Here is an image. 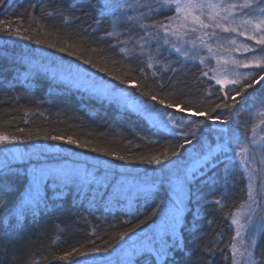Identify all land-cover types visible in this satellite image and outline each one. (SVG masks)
Segmentation results:
<instances>
[{"label":"trees","instance_id":"trees-1","mask_svg":"<svg viewBox=\"0 0 264 264\" xmlns=\"http://www.w3.org/2000/svg\"><path fill=\"white\" fill-rule=\"evenodd\" d=\"M57 8L66 10L73 19L65 22L62 16L56 15ZM49 11L53 12L50 17L46 15ZM29 14L37 18L33 26L38 23L42 27H38L35 34H25L50 40L57 47L0 35V132L18 137L15 143L0 145V151L8 146L26 153L35 150L32 154L39 158L36 164L44 161H95L113 172L115 178L128 177L142 186L151 183L157 186L154 195L145 201L137 200L135 193L115 195L111 184H83L76 178L50 173L41 184L42 190H39L43 199L40 211L35 216L29 214L19 231L0 227V238L11 242L15 249L12 259L17 264H68L57 257L73 252V249L88 252L94 246L102 248L110 245L108 252L99 255L76 256L73 252L69 260L72 264H80L90 257L113 254L122 242L117 243L118 233L135 227L152 209H156L157 214L136 228L135 232H130L128 237L140 235L159 221L170 199V166L167 162L164 166L140 163L135 158L161 154L169 147L173 137L168 130L149 124L144 117L117 101L99 98L54 80L31 61L81 64L115 86L127 88L133 95L153 104L149 96L157 95L158 99H165L166 102H181L182 107L195 108L205 99L210 82L197 79L203 67L199 62H189V67L180 72V79H185L188 85L181 86L184 95L178 100L171 95L165 96L156 84L157 78L152 77V72L158 70L159 65L148 69L139 60L125 59L117 54V49L109 47L114 41L106 38L104 33L111 30L110 17L101 13L98 0H3L0 3V20L12 28L20 27L21 21L23 27H28ZM170 14L164 11L160 16ZM98 20L99 28L96 25ZM65 41L68 51L61 52L58 49L65 46ZM247 43L254 44L253 41ZM101 49L104 51L101 52ZM69 52L76 55H69ZM79 56L91 59L97 66L84 63L83 59H78ZM165 57L175 60L176 54L165 51L161 59ZM113 60L116 62L113 63ZM140 68H144V73L140 72ZM170 75L168 73L165 80ZM116 77L131 80L135 86L122 84ZM211 83L214 84V81ZM262 84L264 81L249 90V99L243 106L238 105L235 115L230 118L231 131L242 138L246 129L250 137L251 125L259 123L257 106L264 101ZM141 92H147L149 96H141ZM218 96L219 93L213 90V95L207 99L218 102ZM156 106L160 107L159 104ZM260 127L264 128V125ZM20 128L26 131L21 133L18 131ZM29 131L41 138L29 139ZM45 134L70 136L81 143L87 142L88 146L81 148L63 140H44L42 137ZM201 136L209 141L217 138L207 128ZM92 148L113 151L129 159L121 161L103 152L92 151ZM26 164L14 161L8 165L15 173L8 177L14 187L10 192L0 194V203L4 205L0 207V217L5 216L26 193L31 179L25 170ZM229 167L233 179L227 184L221 179L224 163H220L213 170L215 183L205 185L197 182L192 185L194 195L191 202L185 199L182 228L176 233L178 238L182 234L183 250L175 251L168 264H229L216 248H223L234 235L228 213L235 212L239 204L247 199V178L239 160L230 161ZM0 170H4L3 166ZM127 170H134V173L131 175ZM201 197L209 202L220 199L221 206L210 205L206 213H201L197 206ZM258 237L257 245H264V233H259ZM6 251L0 245V260L4 259ZM136 264H154V261L140 257Z\"/></svg>","mask_w":264,"mask_h":264},{"label":"snow or ice","instance_id":"snow-or-ice-1","mask_svg":"<svg viewBox=\"0 0 264 264\" xmlns=\"http://www.w3.org/2000/svg\"><path fill=\"white\" fill-rule=\"evenodd\" d=\"M2 2L3 0H0V3ZM98 4L101 13L110 17L111 30L104 33L106 38L114 41L109 47L117 49V54L125 59L139 60L146 64L148 69L159 65L158 70L152 72V77L157 78L156 84L165 96L171 95L178 100L184 95L181 86L188 85L185 79H180V72L189 67V62L198 61L203 67L200 68V76L197 79H207L210 82L205 99L195 108L182 107L181 102H166L165 99H158L157 95L149 96L147 92H141V96H149L154 102L153 105L150 106L147 101H136L157 127H163L171 133L173 141L161 154L136 157L135 161L161 166L167 162L170 166L168 183L172 196L169 213L158 229L159 240L153 237L142 248H134L125 264H136L140 257H148L154 264H168L175 251L183 250L182 234L178 238L176 233L182 228L185 199L191 202L194 195L192 185L197 182L205 185L215 183L213 170L220 163H224L221 179L227 184L233 179L229 162L235 158L248 169L247 199L239 204L235 212L228 213L230 227L234 226V235L223 248L217 247L216 250L223 254L229 264H264V245L258 246L256 240L257 233H264V203L257 200V196L264 200V194L256 191L254 169L249 167L250 163H254L257 153L260 154V163L264 164V145L257 147L260 141L264 140V128L260 127L264 125V101L257 106L260 119L259 123L251 125L250 137L247 136V129L242 138L230 128V118L235 115L237 106H243L251 96L249 90L264 81V0H98ZM164 11L171 14L161 17L160 13ZM55 13L62 16L65 22L73 19L62 8H57ZM46 15L50 17L53 12H46ZM36 22L37 18L31 14L28 27H23L21 21L20 27L12 28L0 20V25H3L0 27V35L31 40L37 45L47 44L48 47L56 48V43L33 35L37 33L38 27H42L38 23L34 27L33 23ZM96 25L99 28V20ZM29 32L33 34H25ZM241 37L253 41L254 44L241 41ZM64 43L65 46L58 49L61 52L68 51L67 42ZM165 51L174 52L176 59H161ZM204 51L207 55L201 54ZM237 53L240 54L239 58ZM249 53L251 55H245ZM68 54L76 55L75 52ZM78 59H83L84 63L93 67L97 66L91 59H84L82 56ZM211 60H214L215 64H211ZM115 62L113 60V63ZM140 72L144 73V68H140ZM168 73L172 75L167 76L165 80ZM116 79L130 87L135 86L131 80L120 77ZM211 81H214V84ZM261 86L264 87V84ZM213 90L219 93L218 102L207 99L213 95ZM156 104L160 107H156ZM205 128L216 134L215 141L201 136ZM18 131L24 133L26 129L20 128ZM28 138L41 137L29 131ZM42 138L63 140L81 148L88 146L87 142L81 143L70 136L45 134ZM17 139L16 136L0 132V145L15 143ZM92 151L103 152L104 155L121 161L129 159L106 149L92 148ZM3 168L4 170H0V194L10 192L14 187L8 177L14 176L15 173L7 164ZM47 175L49 174L43 170L32 173L25 195L5 216L0 217V227L19 231L29 214L35 216L40 211L43 199L39 194V186ZM156 187L155 183L137 187L136 199L149 200ZM201 200L197 201L201 213H206L210 205L221 206L220 199L209 202L201 197ZM3 206L0 203V207ZM257 209H260V212H257ZM156 214V209H152L135 227L119 232L117 243ZM0 245L7 249L0 264H17L12 259L15 249L11 242L0 238ZM109 247L110 245L102 248L94 246L88 252L76 249H73V252L76 256L99 255L108 252ZM73 252H67L57 259L72 264L69 258L73 256Z\"/></svg>","mask_w":264,"mask_h":264},{"label":"rangeland","instance_id":"rangeland-1","mask_svg":"<svg viewBox=\"0 0 264 264\" xmlns=\"http://www.w3.org/2000/svg\"><path fill=\"white\" fill-rule=\"evenodd\" d=\"M239 39L247 43L246 38L241 37ZM201 54L207 55L206 51L201 52ZM236 55L239 58L240 54L237 53ZM31 63L41 70L47 72L54 80L63 81L67 85L83 90L93 96L117 101L119 104L131 108L134 112L144 117L149 124L156 126L152 122V120L147 117V115L143 111V108L139 107L136 103L137 100H146L133 95L127 88L115 86L110 80L98 76L87 67H84L83 65L78 63L60 64L59 62L54 63L47 60H32ZM210 63L215 64V61L211 60ZM242 70L243 69H241V71ZM147 103L150 106L153 105L152 102L147 101ZM156 107L159 108V106ZM159 128L166 130L163 127ZM263 142L264 140L260 141V144L257 145V147L264 144ZM3 148H1L0 151V166H4L5 164L9 165L14 161L27 162L25 170L30 176L36 170H43L48 174L54 173L76 178L79 181H82L83 184L95 183V185L97 186H106L107 184H111V190L114 191L113 194L115 195H125L126 193L133 194L135 193L137 187L142 186L141 183L136 182L134 179H128V177H122L124 178L123 180L120 177L115 178L113 172L109 171L104 165L99 164L95 161H44L40 164H36L35 162L39 158L32 154V152H34L35 150H31L29 153H26V151L14 149L10 146H8V148L6 149ZM235 159L237 160L238 158ZM241 167L243 168L245 176L247 178L248 169L245 168V166L242 164ZM249 167L254 169V175L256 177L254 185L256 191L264 194V165L260 163L259 153H257L254 163H250ZM101 169L104 171L101 172ZM127 171L131 175L134 173V170ZM39 190H42L41 185L39 186ZM171 196L172 192H170V197ZM257 200L258 202L264 203V200H262L261 196H257ZM170 207L171 205L169 199L168 204L166 205L164 212L161 215V218L156 224L147 229V231L145 230L144 232H141L140 235L137 234L138 237H136L135 235L127 237L120 243L113 254L90 257L87 261H85L84 263L81 262L80 264H89V262H95V264H125L128 256L131 254L134 248H142L144 245H147L151 241L150 240L146 242V240L152 239L153 237H155L157 241L159 240L160 234L158 232V229L164 221L165 217L168 215ZM184 211L185 207L183 209V212ZM257 212H260V209H257ZM258 235L259 233L256 234V238H258Z\"/></svg>","mask_w":264,"mask_h":264},{"label":"bare ground","instance_id":"bare-ground-1","mask_svg":"<svg viewBox=\"0 0 264 264\" xmlns=\"http://www.w3.org/2000/svg\"><path fill=\"white\" fill-rule=\"evenodd\" d=\"M135 236H136V237H138V235H137V234H136ZM258 238H259V237H258ZM258 238H256V239H257V241H258Z\"/></svg>","mask_w":264,"mask_h":264}]
</instances>
